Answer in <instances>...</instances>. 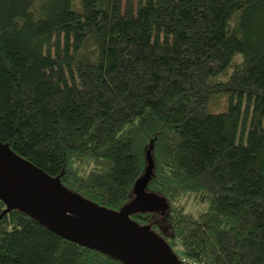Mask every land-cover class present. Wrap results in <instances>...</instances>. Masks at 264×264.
<instances>
[{
	"label": "trees",
	"instance_id": "1",
	"mask_svg": "<svg viewBox=\"0 0 264 264\" xmlns=\"http://www.w3.org/2000/svg\"><path fill=\"white\" fill-rule=\"evenodd\" d=\"M0 142L110 210L149 152L166 209L132 219L181 264H264V0H0ZM5 208L0 264H124Z\"/></svg>",
	"mask_w": 264,
	"mask_h": 264
},
{
	"label": "water",
	"instance_id": "2",
	"mask_svg": "<svg viewBox=\"0 0 264 264\" xmlns=\"http://www.w3.org/2000/svg\"><path fill=\"white\" fill-rule=\"evenodd\" d=\"M144 173L133 185V197L110 210L67 190L0 142V199L3 212L18 208L54 232L79 244L117 257L124 264H181L170 245L132 214L164 212V199L145 190L152 170L147 152Z\"/></svg>",
	"mask_w": 264,
	"mask_h": 264
},
{
	"label": "rangeland",
	"instance_id": "3",
	"mask_svg": "<svg viewBox=\"0 0 264 264\" xmlns=\"http://www.w3.org/2000/svg\"><path fill=\"white\" fill-rule=\"evenodd\" d=\"M185 199H187V198H184L183 200H185ZM187 205H188L187 210H191V211H198V210L205 208V206H206L205 203L195 202L190 197H188V199H187Z\"/></svg>",
	"mask_w": 264,
	"mask_h": 264
}]
</instances>
